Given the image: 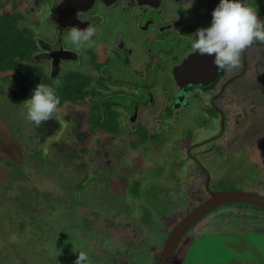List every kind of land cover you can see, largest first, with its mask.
Wrapping results in <instances>:
<instances>
[{"label":"rangeland","instance_id":"rangeland-1","mask_svg":"<svg viewBox=\"0 0 264 264\" xmlns=\"http://www.w3.org/2000/svg\"><path fill=\"white\" fill-rule=\"evenodd\" d=\"M2 1L5 9L24 13L23 24L35 30L38 40L41 39L45 44L49 43L55 27L50 21L49 8L47 15L44 16L46 14L44 2L40 0ZM206 6L203 1L199 4L198 1L193 0L188 10H183L182 13L188 19H195L197 13ZM210 15L211 11L208 12L206 19H210ZM40 20H43V23ZM115 20L117 18L110 17L105 23L109 24ZM117 29L119 31V27ZM126 34L127 38L138 39L140 37L136 29H129ZM131 34L134 36H130ZM175 41L177 39L173 37L165 41L161 39L159 43L156 40L147 43L146 47L154 53L158 45V47H165L170 53L174 51L175 55H181L185 50V44L183 40L179 41L183 43V46ZM45 48L46 46L43 48L39 45V53L35 57V62L43 65L48 73L61 72L62 66L59 69L51 66ZM262 50L263 60L264 48ZM166 54L165 52L161 55L163 57ZM259 54L260 52L258 56ZM164 60L167 62L166 58ZM69 65L77 68L76 63L69 62ZM160 74L163 75V71ZM14 76L12 72L0 73V157L3 158L0 160V264H74L80 244L88 258L91 255L92 259L88 262L91 264L96 262L93 256L100 255L101 248H118L117 242L127 245L122 250L130 254L129 264H139V262L157 264L162 245L160 247L151 246L152 239L149 230L152 218L148 217L147 220V216L140 217L137 202L142 201L141 196L134 200L125 198L126 203H124V198L120 194L127 193L126 186L130 181H123L121 178L130 180L132 178L142 179L143 175L149 176L146 180L143 179L142 184L148 181H158L159 188L172 195L169 203L172 205V201L178 203L176 206L178 209L165 215H163V209L159 210L162 213L159 217L151 212L156 220L160 219L162 226L158 224L157 229L164 236L190 208L207 196L204 191L205 175L197 167L199 164L208 169L209 186L214 189H243L264 195V81L254 77L251 69L244 76L229 82L223 94L224 101L228 103L229 99L246 97L249 108L242 106L247 111L239 115L242 118L243 129L241 128L236 134L229 149H224L220 144L229 141L231 135L228 133L230 132L222 140H215L212 143L214 148L209 147L198 152L205 153L203 157L197 156L199 164L188 161L185 163L186 166L177 165L176 162L185 158V148L189 142L202 138L196 134L190 141L184 140L194 132L193 127L201 128L200 133H203L201 125L204 124L207 127L204 129L208 134L215 132L217 119H214L213 124L212 118L209 117L208 122L207 116H202V109L204 111L207 109L208 113L213 114L208 109L209 106H201L198 101L191 99L188 106H184L183 103L181 108H173L174 115L179 110L173 129H163L153 120L149 128L164 136L163 148L147 151L145 154L142 150L131 149L128 144L130 137L126 133L118 137L98 134L87 136L85 141H82L80 133L82 135L85 130L83 114L86 106L84 104H66L58 108L51 119H55L59 127L54 126V123H49L36 128V125L26 119L25 100L14 104L5 96L9 87L14 83ZM258 76L264 77V70L258 71ZM129 102L130 98H127L125 100L127 106L130 105ZM226 104L224 103V106ZM145 113L151 118L149 110ZM235 114L230 115L229 112L230 130H233V125L237 124L238 119H232ZM147 116L145 118H148ZM74 119L80 121L76 129V131L79 130L78 133L72 130ZM225 125H228L227 121ZM178 131L180 134H177ZM174 136L178 140L174 139ZM216 144L224 150L218 152L220 149L215 146ZM82 145L88 147L86 153L78 151ZM178 145L181 148L177 150L178 157L176 158L174 148H178ZM150 148L155 149L151 145ZM36 152L45 160L39 157H36V161L30 159V155ZM5 160L17 164H22L25 160L21 175L24 173L26 178L11 181L10 166L5 163ZM105 166L108 170L110 169L108 172L112 179V186L105 190L106 193H100L103 191L102 187L105 186L103 180L93 181L89 183L87 189H83L86 192L82 191L85 198H76L78 204H73V211L70 215L63 214L64 211L59 208L61 201L70 202V199L66 198L68 194L64 189L62 190L63 183L61 184L59 179L67 177L70 185H73L84 174L96 178L103 172ZM171 166L174 171L173 176L170 173ZM64 167H68V170ZM158 168H161V172L155 174L153 170ZM90 186H93L92 188L96 186L100 194H92L90 197L88 194L92 190L88 189ZM20 187L26 189V192L35 188L37 192L32 193V196L29 195L27 201L30 208L27 211H21L20 204L15 199L16 197L22 199L19 193L24 190ZM175 188L178 189L177 192L174 191ZM109 190L115 197L107 195L110 193ZM70 193L73 195V192L70 191ZM118 197L120 199H117ZM148 200L150 203L145 202V205L153 209L152 204H156L155 198L149 195ZM120 201L123 202V206L126 205L127 209L124 213L123 211L116 212ZM50 206L52 212L49 211ZM130 208L132 211L137 210L139 215L130 213ZM59 209L62 212L58 211ZM60 215L61 218H59ZM19 222L22 224L21 230L17 227ZM70 232L71 234L74 232L72 237L69 235ZM134 235L135 238L132 239ZM76 238L78 240H75ZM56 241L60 242L59 247H55ZM179 245L175 251L173 264H180L181 259H183L181 264H264V210L250 205L245 206V204L223 207L199 220L187 231ZM131 246L132 250H130Z\"/></svg>","mask_w":264,"mask_h":264},{"label":"flooded vegetation","instance_id":"flooded-vegetation-1","mask_svg":"<svg viewBox=\"0 0 264 264\" xmlns=\"http://www.w3.org/2000/svg\"><path fill=\"white\" fill-rule=\"evenodd\" d=\"M40 1L44 2V5H46L44 7L46 10L44 16L47 15L49 8L50 21L53 22L52 24L55 29L52 34L53 37L49 39V43L45 44L41 39H37L38 47L39 45L43 48L46 46L44 50L50 58L51 66L58 69L62 66L63 70L59 73L51 74L48 73L43 65H39H41L50 76L62 75L68 71H78L88 80L87 88H96L94 98L106 100L107 102L104 103L107 104V107L117 112L118 127L114 133H86L87 136L108 134L110 137H118L121 136L122 133H126L130 137L128 144L133 150H142L146 154L147 151L162 149L163 140L165 139H163L164 136L159 134L160 132L158 131L151 130L149 124L154 120L155 123L163 129H173V125L179 115V110H177L174 115L172 111L173 108L179 109L183 103L184 106H188L190 100L194 99L198 101L201 106L210 107L208 109H210L213 114L210 112L208 113L207 109L206 111L202 109V116H207L208 122L209 117L212 118L213 124L215 122L214 119H217L218 124L215 122V132L211 135L207 133L206 129H204V124L201 125V127H203V133H200L201 128L197 129V126H194V132L184 138V140L190 141L196 136V134H198V137L200 136L202 138L197 141L195 140L194 142H189L185 148V158L176 162L177 165L186 166L185 163L188 161L195 162L196 164L199 155H201V157L205 155V153L198 152L204 151L209 147L212 148L214 146L212 143L217 139L222 140L228 132H230L228 134L231 135V138L229 141L220 145L223 146L224 149H229V145L235 140L236 134L241 128L243 129V126H241L242 118L239 115L247 110L243 109L242 106H247L249 108V103H246L245 96L240 99H229V103L224 101V90L228 87L229 82H233L237 78L244 76V74L250 69L252 70L254 77L260 78L264 81V77L258 76V71L264 70V59L262 60L264 43H256L249 46L241 53L240 61L236 66L225 67L224 69L216 68L212 63V57L193 53L190 47V39L197 28L206 27L210 24L211 15L210 19H206V16L208 12L210 13V11H212L218 3V0H194L198 1L199 4L203 1L204 6L207 5L205 9L197 13L195 19H188L187 16L182 13L183 10H188V7L190 6H188V4L193 0ZM242 2H245L253 9H256L257 18L264 20V0H242ZM72 9L75 10L74 14H72ZM59 13L63 14L59 15ZM110 17H115L117 20L106 24L105 22ZM47 19L49 18L47 17ZM41 21L43 23V20H40V22ZM65 23L66 25H63ZM120 24L122 26H116ZM88 25L95 26L97 30L96 35L93 37V44L85 49L74 51L73 46L67 43L65 39L67 29L70 27L84 29ZM117 27H119V31ZM129 29H136L140 34V37L138 39L127 38L128 35L126 33ZM130 36H134V34H131ZM171 37L176 38L177 41L175 42L179 44H181L179 41L183 40L185 50L181 55H175L173 53L174 51L169 48V50L172 51L170 53L165 47H158V45H156L155 48H157V51L154 53L146 47L147 43L149 44L156 40L157 43H159L161 42V39L165 41ZM182 44L181 46H183ZM165 52L167 54L162 57L161 54ZM258 52H260L259 56ZM38 53L39 48L37 54ZM37 54L33 57L35 64H38L35 62ZM165 58L167 59V62L164 60ZM69 62L76 63L77 68H72V66L69 65ZM161 71H163V75L160 74ZM166 73H168L167 76ZM13 79L15 82V78ZM261 80H259V82H261ZM20 85L21 84L19 83L14 86V83H12L8 92L13 89L12 87H19ZM157 85L161 86L156 87ZM163 87H165V89ZM8 92L5 96L11 103L16 104L28 99L24 98V96L21 97L20 95H17L12 99L13 95L10 97V93ZM127 98H130L129 106L125 103ZM85 101V106L89 105L90 102L88 98H86ZM234 101L236 102L233 103ZM224 103H227L226 106H224ZM231 109H233V111H231ZM147 110L150 111L151 118L145 113ZM229 112L230 115L236 113L232 119H238L237 124L233 125V130L229 129V125L231 124L229 121ZM85 113L86 110L83 114L84 118ZM144 115L148 118H145L146 116ZM226 121L228 122L227 126L225 125ZM49 123V120H47L41 124V127ZM79 123L80 121L78 119L73 120L72 130H74L75 133H77L76 129ZM83 124L85 125L84 119ZM181 126L182 124L180 123V127ZM139 128H143L147 134L154 135L155 137L152 138V140L149 139L144 142H139ZM162 134H164V132H162ZM177 134H180V132L178 131ZM173 138L177 139L175 136ZM85 139L86 138H83L82 141H85ZM177 143L180 144L179 141H177ZM150 145L154 146L155 149L150 148ZM174 146H176V142H174ZM215 146L218 145L216 144ZM87 148V146L82 145L78 151L86 153L88 150ZM179 148L181 147L174 148V157L176 158L178 157L177 150ZM222 150L220 149L218 152H222ZM33 156V154L30 155V159L36 161V157ZM25 157H27V155ZM24 163L25 160L22 164H15L20 167V170L22 171L25 167L23 166ZM197 167L205 175L204 191L207 193V196L201 201L203 202L209 196L211 191L224 189H214L213 187H210V174L208 169L200 164ZM172 168L173 167L171 166L170 173L173 176L174 171ZM64 169L68 170V167H64ZM109 170L105 166L103 172H101L96 178L95 176L84 174L82 178L73 185H70L67 177L60 178L59 182H61V184L63 183L62 190L64 189L67 192L68 196L66 198L70 199V202H65V200L61 201L59 208L64 211L63 214H66L67 216L70 215L73 211V204L75 205L76 203V200L71 199V197L73 196L75 199L76 197H79L80 199L84 197L82 191H84L83 189H87V186L90 185L89 183L103 180L105 186L102 187L103 191L100 193L105 192V190L112 186V179L108 172ZM146 171L149 172V170ZM153 171L155 174H160L161 168ZM22 176H25V174L23 173ZM148 177L149 176L145 177L143 175L142 179L132 178L130 180L127 178H121L123 181H130L128 186H126L127 193L120 194V196L124 198V203H126L125 198L134 200L135 198L139 199L141 196L142 201L137 202V210L141 214L140 217L145 218L144 216H147L146 219L150 217L149 215H151V212L155 213L154 216L158 215L159 217L162 215L159 211L160 209L164 210L163 215L172 210L178 209L176 207L178 203L173 201V205L169 203L172 195L168 194L163 189H160L158 181H148V183L142 184L143 179L146 180ZM78 185H80V187ZM77 186L79 188H77ZM92 187L93 186H90L88 189H92L95 192L93 193V191L90 190V193H88L90 197H92V194L95 195L96 193H99L96 186L95 188ZM20 189L24 190V192H20L19 196L28 199L29 195L26 192L27 190L22 187H20ZM70 191L73 192L71 197L69 196ZM174 191L177 192L178 189L175 188ZM109 192L110 193L107 195L115 197L111 194L110 190ZM32 193H37L35 188L29 189L30 196H32ZM149 195H152L156 200V204H152L155 206L152 207L153 209H149V207L147 208L145 205V202L146 204L149 202ZM117 199L120 198L118 197ZM201 202L195 204L184 215ZM18 203L20 204L19 201ZM236 205L242 206L239 203ZM227 206L231 205L225 204L224 206L217 207L210 213ZM19 207L21 211H24L21 206ZM126 209V205L123 206V202L120 201V206L119 208H116V212L123 211L124 213V210ZM62 210L59 209L58 211L62 212ZM137 210L132 211L130 208V213L139 215ZM49 211L52 212L51 206L49 207ZM210 213L206 214L203 218ZM151 216L152 221L154 222L156 218L153 215ZM19 224L17 227L21 230L20 226L22 224L21 222H19Z\"/></svg>","mask_w":264,"mask_h":264},{"label":"trees","instance_id":"trees-1","mask_svg":"<svg viewBox=\"0 0 264 264\" xmlns=\"http://www.w3.org/2000/svg\"><path fill=\"white\" fill-rule=\"evenodd\" d=\"M25 19L24 13L18 10H8L4 8V2L0 0V73L4 72H12L15 76L14 86L17 84H21L19 87H12L13 89L10 90V97L13 95L14 99L17 95L24 98H29L31 95L32 89L38 83H44L50 86L55 87L53 81L59 79L62 81L61 86L56 89L57 95L60 98V103L57 107L61 108L66 104L71 105H86L85 99L88 98L89 105L86 106V113L84 118V123L86 125V130L80 133V137L86 138V133L96 134L97 132H106V133H114L118 127L117 122V112L112 110L111 108L107 107L106 100L94 98L96 94V88L91 87L87 88V79L83 77L78 71H68L62 75L58 76H50L47 72L43 69V67L39 64H35L33 61V57L37 54L38 51V43L37 37L35 35L34 30L23 24V20ZM17 77V79H16ZM10 78V77H5ZM7 79V80H8ZM18 91V92H17ZM55 119H49L51 124L54 123V126L59 127L58 123L52 122ZM57 129V128H56ZM87 131V132H86ZM77 133L79 132L76 131ZM139 136L140 141L144 142L146 140H152L154 135H149L143 128H139ZM85 133V134H84ZM33 157H40L38 152L34 153ZM59 159V157L57 156ZM3 158L0 157V160ZM41 159L45 160L42 156ZM5 163L10 166V177L11 181H17L19 179H24L26 176L21 175L20 167H18L15 163L11 161L5 160ZM22 176V177H19ZM80 187V185H78ZM77 186V188H79ZM7 188L9 186L7 185ZM28 195L29 192H27ZM46 193H44L45 195ZM71 197V193L69 194ZM21 197V196H20ZM16 197L20 202V206L24 211H27L30 207L27 199L25 197ZM77 198V197H76ZM82 197L81 199H84ZM71 199L78 201L79 197L75 199L73 196ZM7 200H10L7 198ZM56 201H58L56 199ZM100 203V202H99ZM104 207V204L101 203ZM236 205V204H233ZM244 205V204H240ZM246 206V205H245ZM155 207V206H154ZM157 207V206H156ZM261 209V208H259ZM263 210V209H261ZM252 212V211H251ZM60 214V213H58ZM57 214V215H58ZM255 215V214H253ZM150 217H152L150 215ZM61 218V215L60 217ZM149 218H147L148 220ZM34 222V220H32ZM158 224L162 226L160 220L158 221H151L150 220V233H151V246H158L162 245V241L164 240L165 236L160 233L157 229ZM40 229V227H38ZM74 232L69 235L72 237ZM135 238V235L132 236V239ZM75 240H78L76 238ZM59 241V240H58ZM55 242V247H59V243ZM105 241V239H104ZM105 243V242H104ZM118 248H109L103 247L101 248V254L93 256L96 258V262L91 264H129L128 260L130 254L125 251L123 252L122 248L127 246L122 242H117ZM80 248L77 251H83L81 244ZM127 248V247H126ZM121 249V250H120ZM128 249V248H127ZM129 250V249H128ZM132 250V246L130 248ZM145 250V248L143 249ZM131 253V252H130ZM89 259L91 260V255H89ZM88 259V262H89ZM90 264V263H89ZM141 264V262H139Z\"/></svg>","mask_w":264,"mask_h":264},{"label":"clouds","instance_id":"clouds-1","mask_svg":"<svg viewBox=\"0 0 264 264\" xmlns=\"http://www.w3.org/2000/svg\"><path fill=\"white\" fill-rule=\"evenodd\" d=\"M96 31L93 25L84 29L70 27L65 39L74 51H79L93 44ZM193 34L192 52L212 57L213 65L224 69L236 66L241 53L249 46L264 43V20L258 19L256 9L242 0H218L211 11L210 24L197 28ZM53 83L55 87L38 83L24 101L26 119L37 127L52 118L60 103L56 89L62 81L56 79ZM88 259L85 252L79 251L74 264H88Z\"/></svg>","mask_w":264,"mask_h":264},{"label":"water","instance_id":"water-1","mask_svg":"<svg viewBox=\"0 0 264 264\" xmlns=\"http://www.w3.org/2000/svg\"><path fill=\"white\" fill-rule=\"evenodd\" d=\"M74 13L75 10L72 9V14ZM62 14L59 13V15ZM63 25H66V23ZM237 203L264 210V195L243 189L211 191L203 202L184 215L169 231L162 243L157 264H173L175 251L183 236L206 214L225 204L233 205Z\"/></svg>","mask_w":264,"mask_h":264},{"label":"bare ground","instance_id":"bare-ground-1","mask_svg":"<svg viewBox=\"0 0 264 264\" xmlns=\"http://www.w3.org/2000/svg\"><path fill=\"white\" fill-rule=\"evenodd\" d=\"M11 110V109H10ZM7 112V111H6ZM46 125V124H45ZM44 126V125H43ZM36 128H38V127H36ZM33 132V131H32ZM46 133V132H45ZM36 134V133H35ZM36 136V135H35ZM41 138V137H40ZM75 214V213H74ZM66 215V214H65ZM74 218V217H73ZM55 222V221H54ZM17 225V224H16ZM20 225V224H19ZM13 226H14V224H13ZM19 231V230H18ZM23 232V231H22Z\"/></svg>","mask_w":264,"mask_h":264},{"label":"crops","instance_id":"crops-1","mask_svg":"<svg viewBox=\"0 0 264 264\" xmlns=\"http://www.w3.org/2000/svg\"><path fill=\"white\" fill-rule=\"evenodd\" d=\"M182 261L180 262V264L183 262V259H181Z\"/></svg>","mask_w":264,"mask_h":264}]
</instances>
